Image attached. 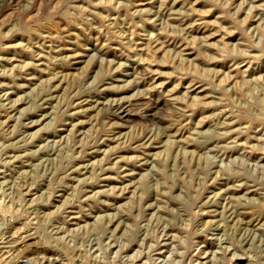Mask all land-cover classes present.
Instances as JSON below:
<instances>
[{
	"label": "rangeland",
	"instance_id": "374dc122",
	"mask_svg": "<svg viewBox=\"0 0 264 264\" xmlns=\"http://www.w3.org/2000/svg\"><path fill=\"white\" fill-rule=\"evenodd\" d=\"M0 182V264H264V0H0Z\"/></svg>",
	"mask_w": 264,
	"mask_h": 264
},
{
	"label": "bare ground",
	"instance_id": "6f19581e",
	"mask_svg": "<svg viewBox=\"0 0 264 264\" xmlns=\"http://www.w3.org/2000/svg\"><path fill=\"white\" fill-rule=\"evenodd\" d=\"M151 48V47H150ZM0 185H1V182H0ZM41 208V207H40ZM123 220V219H122ZM167 232V231H166ZM42 250V249H41ZM43 251V250H42ZM46 254H48L49 256L51 255L52 257H55L54 259L52 258L51 260H47V263L46 264H56V261H58V259H62L60 252L59 250H57L56 248H47L44 250ZM35 252V251H34ZM37 253V252H35ZM34 255V254H33ZM37 255V254H36ZM26 264H30L29 262L26 263ZM38 264H43L41 262H39Z\"/></svg>",
	"mask_w": 264,
	"mask_h": 264
}]
</instances>
